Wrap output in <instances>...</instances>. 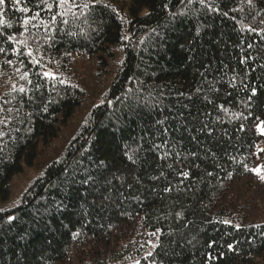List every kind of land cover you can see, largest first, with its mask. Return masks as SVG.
I'll return each mask as SVG.
<instances>
[{
	"label": "trees",
	"instance_id": "16d2710c",
	"mask_svg": "<svg viewBox=\"0 0 264 264\" xmlns=\"http://www.w3.org/2000/svg\"><path fill=\"white\" fill-rule=\"evenodd\" d=\"M104 2L0 5V264H264V0ZM33 33L43 68L7 41ZM91 60L108 79L95 101Z\"/></svg>",
	"mask_w": 264,
	"mask_h": 264
},
{
	"label": "snow or ice",
	"instance_id": "6c2138e0",
	"mask_svg": "<svg viewBox=\"0 0 264 264\" xmlns=\"http://www.w3.org/2000/svg\"><path fill=\"white\" fill-rule=\"evenodd\" d=\"M16 3L19 2V0H15ZM182 3L185 4V6L187 7L188 5H192L194 3H199V5L203 8H209V10L211 11H218V9H216L212 4H211V0H181ZM249 4H251V0H248ZM5 3V0H0V5H3ZM40 5H43L44 7L41 9L42 11H48L51 12L53 7L59 8L64 10V14H66L67 12H72V14L75 16L77 14L76 11H73V9H76L79 11L80 15H84L85 11H94L96 5H102L105 8L110 7V5H108L106 2H104V0H82V2H77V0H52L51 3L48 2V0H39V4L38 7ZM23 11L27 12L28 9H23ZM226 15V13H225ZM58 16H62V12H56L55 14H53L51 16V21L53 23L56 22L57 17ZM36 19H40L41 23H44L42 17H40V13L39 12H35L33 14L32 17L30 18H25L24 19V25H25V31H27V25H29L30 20H36ZM63 23H67L66 20L62 21ZM264 22V21H262ZM0 23H2V20H0ZM47 27V25H45ZM33 27H35V25H33ZM23 35V33H21ZM4 33L0 32V36H3ZM33 36L35 37V43L34 45H32L31 47H29L28 45V41L24 40V41H18L16 40L15 36H8L7 37V41H16V43L18 44H22L25 48H27L28 50L26 52H22L19 48H13L12 49V55L17 56V59L19 60V62L21 64H25L27 67V64H31L33 67H40L43 68L44 64L42 63L43 61V56H37L35 55V53H39L42 50H46L45 49V44H42L40 42V37L37 33H33ZM7 53V49L4 47H0V54H6ZM21 56H27L29 57V60L27 61V63L20 59ZM3 63H7V64H12L11 60H5L3 61ZM17 72H20L21 69L17 68L16 69ZM30 69L29 70H25L22 72V74L19 76L20 80H25L27 82V84H32V81L30 79H28L29 75H30ZM35 75H37L40 78H44V79H49V80H56L57 77L55 74H53L50 71H44V72H36L34 73ZM60 84H65L66 82L64 80H60L59 81ZM35 87L38 89L39 85H35ZM13 91H17L19 93L25 94L27 95V90L25 87H19L17 88H13ZM8 101H6L5 103H7ZM13 110L12 109H5L4 107L0 106V114L3 113H11ZM0 125H2L3 127L7 128L8 127V119L7 116H4L3 118H0ZM4 136V133L2 131H0V139H2ZM156 148H159L160 145H155ZM167 155V153L165 154ZM129 159H131V157H129ZM103 163V162H101ZM257 174L259 175V170H256ZM185 178H187L188 173L187 172H182L181 173ZM260 179L262 181H264V175H260ZM86 182V181H85ZM179 215V214H177ZM12 217H9V220H11ZM149 256L152 255L151 252L148 253ZM135 264H139V261H136Z\"/></svg>",
	"mask_w": 264,
	"mask_h": 264
},
{
	"label": "rangeland",
	"instance_id": "374dc122",
	"mask_svg": "<svg viewBox=\"0 0 264 264\" xmlns=\"http://www.w3.org/2000/svg\"><path fill=\"white\" fill-rule=\"evenodd\" d=\"M80 67L82 71H85L89 78L87 80H90L92 84V100L95 101L99 100L102 95L103 91L108 85V79L103 77H97L96 75V67L93 64V61L90 62H80ZM76 129V125L70 124L67 128L61 131L59 134L58 142L55 146H52L51 151L47 155H50L51 153H54L55 150H58L62 148V146L65 144V142L70 138V136L74 133ZM56 154V153H55ZM58 155V154H57ZM51 156V155H50ZM49 156V157H50ZM36 175V172L33 171L26 172L25 175L16 177L12 183V192H13V199H17L20 195L22 190L26 187L28 184V180L32 179ZM24 191V190H23Z\"/></svg>",
	"mask_w": 264,
	"mask_h": 264
}]
</instances>
